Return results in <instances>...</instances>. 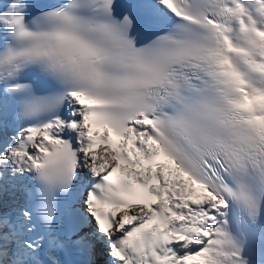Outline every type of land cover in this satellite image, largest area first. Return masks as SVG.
Here are the masks:
<instances>
[{"label": "snow or ice", "instance_id": "obj_1", "mask_svg": "<svg viewBox=\"0 0 264 264\" xmlns=\"http://www.w3.org/2000/svg\"><path fill=\"white\" fill-rule=\"evenodd\" d=\"M0 264H264V0H0Z\"/></svg>", "mask_w": 264, "mask_h": 264}, {"label": "bare ground", "instance_id": "obj_2", "mask_svg": "<svg viewBox=\"0 0 264 264\" xmlns=\"http://www.w3.org/2000/svg\"><path fill=\"white\" fill-rule=\"evenodd\" d=\"M185 179H186V177H185ZM101 259H103V257Z\"/></svg>", "mask_w": 264, "mask_h": 264}]
</instances>
